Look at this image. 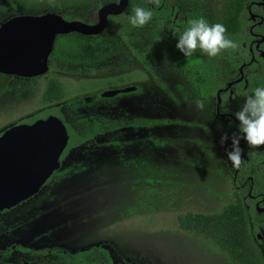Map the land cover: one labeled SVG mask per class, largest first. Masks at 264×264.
Instances as JSON below:
<instances>
[{
  "label": "rangeland",
  "instance_id": "rangeland-1",
  "mask_svg": "<svg viewBox=\"0 0 264 264\" xmlns=\"http://www.w3.org/2000/svg\"><path fill=\"white\" fill-rule=\"evenodd\" d=\"M174 1L183 10L190 0ZM198 1L214 14L224 4ZM98 3L108 0H0V23L46 12L87 22L97 17ZM70 37L75 52L60 50L56 61L61 69L84 72V77L92 68L93 78H137L116 87L113 94H124L114 100L98 102L88 92L74 95L76 107L63 109L68 119L100 116L129 124L115 127L123 134L122 145L102 143L115 129L98 136L97 147L81 146L70 154L82 160L78 165L85 170L46 184L37 195L0 213V253L10 250L0 264H57L56 255L45 250L77 252L97 246L109 252L114 264H229L214 246L180 232L176 223L179 213L212 212L229 196L227 191L222 199L217 195L230 186V150L229 140L221 144L227 132L225 121L215 114V100L203 102V110L196 107L199 99L190 82L178 73L168 53L154 46L151 32L140 29L129 38L134 50L145 52L154 74L107 27L95 37ZM63 74L68 75L66 84H78L80 75ZM23 83L0 74V132L36 111L4 115L11 107L18 111L31 105L32 99L18 91ZM144 119L153 122L133 126L134 120Z\"/></svg>",
  "mask_w": 264,
  "mask_h": 264
},
{
  "label": "trees",
  "instance_id": "trees-1",
  "mask_svg": "<svg viewBox=\"0 0 264 264\" xmlns=\"http://www.w3.org/2000/svg\"><path fill=\"white\" fill-rule=\"evenodd\" d=\"M262 1L224 0L220 13L214 14L198 0H190L187 3V8L183 10L177 7L174 0H129L127 8L121 14L108 17L107 28L121 37L122 42L133 51L145 70L153 73L151 64L144 58L145 52L140 53L134 50L129 38L140 29L151 32L154 46H157L160 52L168 53L170 61L177 68L178 73L190 82L196 98L203 102L214 99L216 103L218 100L216 96L219 94L221 99L219 112H230L234 115L243 104L245 97L250 95L254 88L264 87V56L261 55V52L264 53V40L260 42L259 50L255 49L256 42L262 37L264 38V7L259 4ZM109 2H116V0H108ZM101 6L100 3L97 4V8ZM137 6L150 9L153 13L152 20L143 27H134L128 21L131 9ZM251 13L255 15L254 20L251 19ZM200 17L205 18L209 24H223L226 28L225 36L234 41L236 47L223 50L216 57H208L197 50L191 58L185 59L175 47L176 39L193 19ZM261 18H263L262 22H260ZM65 19L84 20L70 15ZM87 20L91 23L89 19ZM75 35L82 36L78 33H70L56 37L52 53L49 56L47 73L32 78L17 77L26 81L18 91L24 92L29 100L32 99L31 105L20 108L18 111L11 107L4 114L6 117L14 112L15 115H23L27 111L35 109L36 111L30 116L18 119L12 125L31 124L37 119H45L50 115L58 117L65 125L69 141L60 157V162L63 164L52 174L46 184L59 182L62 178L76 173L77 169L85 170L83 165H78L82 160L77 162L73 157L70 158V154L73 151L77 153L81 146L86 148L95 145L97 147L98 144H101L95 141L98 136L115 129V133L108 136V141H102V143L106 146L122 145L120 142L123 134L117 132L116 128H127L129 124L124 120L111 121V118L100 116L92 117L90 120L83 117L76 119L70 115L71 119L65 120L64 115H68V113L61 107L66 108L69 105L74 109L76 101L71 98L74 95L88 92L93 94V100H98V102L114 100L124 94V92L113 94L116 87L123 83L130 84L133 78H137L131 74L93 78V76L89 77L96 75L92 68L85 72L86 77H84V72L80 75L78 70L56 71L54 65L57 59H61L59 53L61 51L63 54L75 52L74 42L70 37ZM250 46L252 50H250ZM251 52L253 60H251ZM63 60L65 59L61 61ZM240 68H242V72H240ZM65 72L80 75L78 84L73 82L66 84L68 75L63 74ZM241 74L243 75L242 80L235 82L241 77ZM6 76L15 78V76ZM232 81L234 82L230 89L234 91L235 96L232 95L233 101L230 102L227 97L226 84ZM83 104L86 102L82 101L81 105ZM152 122L150 119L134 120L133 126H149ZM162 123L171 124V121L162 119ZM233 126L237 127L238 124L229 120L228 129ZM247 155L249 160L241 163L236 177L230 176L229 188H223V191L217 194L221 199L229 195L218 209L208 213L186 211L176 216L180 232L200 236L214 246L229 264H264V245L255 239L258 225L264 226V214H257L252 207H249L250 202L247 197L248 191H251L253 195H264V146L247 147ZM67 157H69L68 161ZM226 191L228 195H226ZM155 194L159 195L156 192ZM21 249L27 251L25 248ZM9 251L0 253V263L2 258L8 256ZM45 251H52L56 255L57 264H114L109 252L100 246L77 252L58 248Z\"/></svg>",
  "mask_w": 264,
  "mask_h": 264
},
{
  "label": "water",
  "instance_id": "water-1",
  "mask_svg": "<svg viewBox=\"0 0 264 264\" xmlns=\"http://www.w3.org/2000/svg\"><path fill=\"white\" fill-rule=\"evenodd\" d=\"M128 3L129 0H119V3L102 5L97 10V21L92 24L66 20L52 12L9 18L0 24V74L32 78L47 73L49 56L57 36L70 33L98 35L108 26V17L121 14ZM259 4L264 7V0ZM254 16L251 13V19L254 20ZM262 21L263 18L260 19ZM263 40L262 37L257 41L256 49ZM261 55L264 56V53L261 52ZM68 141L65 125L53 115L31 124L12 125L2 131L0 212L16 207L41 191L60 168V157Z\"/></svg>",
  "mask_w": 264,
  "mask_h": 264
},
{
  "label": "clouds",
  "instance_id": "clouds-1",
  "mask_svg": "<svg viewBox=\"0 0 264 264\" xmlns=\"http://www.w3.org/2000/svg\"><path fill=\"white\" fill-rule=\"evenodd\" d=\"M119 3V0H116ZM150 9L134 7L128 16L129 23L134 27H143L152 20ZM226 28L221 23L209 24L203 17L193 19L190 25L179 34L176 49L185 59L191 58L197 50L208 57H216L223 50L235 48L236 44L225 36ZM196 107L203 110L204 103L196 101ZM238 121V133L229 137L221 136V144L231 139V150L226 151L227 159L234 168H239L242 161L240 141L243 139L248 147L264 146V87H256L247 95L239 110L234 113Z\"/></svg>",
  "mask_w": 264,
  "mask_h": 264
},
{
  "label": "flooded vegetation",
  "instance_id": "flooded-vegetation-1",
  "mask_svg": "<svg viewBox=\"0 0 264 264\" xmlns=\"http://www.w3.org/2000/svg\"><path fill=\"white\" fill-rule=\"evenodd\" d=\"M89 21L91 23H89V22H86V23L92 24V23L96 22L97 19L94 18V17H92V18L89 19ZM92 36H96V35H92ZM92 36L82 35V37H85V38L86 37H92ZM255 42H256V40H255ZM256 44H257V42H256ZM255 49H256V45H255ZM256 50H259V49H256ZM251 54L253 56V53L252 52H251ZM48 66H49V61H48ZM54 67L56 68V71L62 70L60 68V65L57 63V61H56V64L54 65ZM242 76L243 75L241 74V77L238 80H236L235 82L242 80ZM233 82L234 81L229 82V83L226 84V89H227V93H228L227 97H228V100L230 102L233 101V96L232 95H234V91L230 89V87L233 84ZM218 93H220V91H218ZM216 98L217 99L219 98V94H217ZM220 102H221V99L219 98V102H218V100L216 101L215 114H216V116L218 118H220L223 121H225V131L227 132V135L229 137H231L233 133H238V128L236 126H233L230 129H228V122H229V120H232L234 122V124L235 123L238 124L239 122L235 120L234 115H232L230 112H225V113H220L219 112ZM63 108L64 107H61L62 110H63ZM227 109H229V108H227ZM64 117H65V120H68V118H67L66 115H64ZM240 147L243 150L242 151V161H241V163H242L243 161L249 160V157L247 155V147H248V145L246 144V142L243 139H241V141H240ZM228 148H229V150H231V139H229V147ZM228 166H229L228 172H229L230 176L232 178H235L236 175H237V171L239 170L240 167L239 168H234L232 166V163L231 162L229 163ZM247 197L249 198L248 199V202H250L249 207H252L256 211L257 214H264V195L263 194H255V195H253L251 193V191H248L247 192ZM244 201L246 202L245 197H244ZM246 205H247V202H246ZM8 210H10V209H8ZM8 210H4V211H2L0 213H3V212L8 211ZM255 239L258 240V241H261L263 243V245H264V226L258 225V232L255 235ZM13 248H14V246H13Z\"/></svg>",
  "mask_w": 264,
  "mask_h": 264
}]
</instances>
